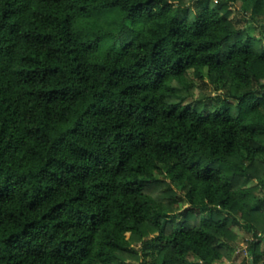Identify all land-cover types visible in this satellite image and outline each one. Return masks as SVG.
<instances>
[{"label":"trees","instance_id":"trees-1","mask_svg":"<svg viewBox=\"0 0 264 264\" xmlns=\"http://www.w3.org/2000/svg\"><path fill=\"white\" fill-rule=\"evenodd\" d=\"M263 188L264 0H0V264H264Z\"/></svg>","mask_w":264,"mask_h":264},{"label":"rangeland","instance_id":"rangeland-1","mask_svg":"<svg viewBox=\"0 0 264 264\" xmlns=\"http://www.w3.org/2000/svg\"><path fill=\"white\" fill-rule=\"evenodd\" d=\"M251 26V30H252V28H255V30L253 31V33L255 34V35H258V26H256V25H254L253 23H251L250 24ZM210 93H212V90H210ZM258 183V181L257 180H254L253 182H251L250 183V186H254V185H256ZM258 196L259 197H264V188H263V190L262 191H260V192H258ZM183 206V205H182ZM235 230L238 232V236H239V238H238V240L235 242V247H236V249H238V248H242V246L245 244V241L248 239V238H252V234H250L247 230H245V229H239V228H235ZM246 245V244H245ZM238 251V250H237ZM230 263H232V261H223V262H221V263H219V264H230ZM141 264V263H140Z\"/></svg>","mask_w":264,"mask_h":264},{"label":"built area","instance_id":"built-area-1","mask_svg":"<svg viewBox=\"0 0 264 264\" xmlns=\"http://www.w3.org/2000/svg\"><path fill=\"white\" fill-rule=\"evenodd\" d=\"M253 240H256L255 237H252L251 239L248 238L246 241H253ZM245 244L242 246L241 249L240 248L237 249L238 250L237 253H240L243 251V252H245L244 255H248V244L247 243H245Z\"/></svg>","mask_w":264,"mask_h":264}]
</instances>
